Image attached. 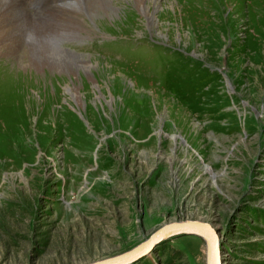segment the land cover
<instances>
[{
    "label": "rangeland",
    "instance_id": "obj_1",
    "mask_svg": "<svg viewBox=\"0 0 264 264\" xmlns=\"http://www.w3.org/2000/svg\"><path fill=\"white\" fill-rule=\"evenodd\" d=\"M16 1L0 16L20 43L46 34L92 68L0 61V264H88L191 220L221 264H264V0H162L154 25L132 0ZM133 264H205L204 243L172 236Z\"/></svg>",
    "mask_w": 264,
    "mask_h": 264
},
{
    "label": "bare ground",
    "instance_id": "obj_2",
    "mask_svg": "<svg viewBox=\"0 0 264 264\" xmlns=\"http://www.w3.org/2000/svg\"><path fill=\"white\" fill-rule=\"evenodd\" d=\"M14 1L17 2L16 0H14ZM113 1L114 0H105V1L103 0L104 3L103 2L102 3H94L93 1H88V0L84 1L83 0V2H81V3L79 1V3L82 4L83 6H85L84 11H86V12H89V10L91 8H95L96 6H99V7L101 6V7H106V9H105V10H107L106 12L115 13L116 10L110 9L111 7L108 6L109 2L112 3ZM161 1L162 0H132L133 5H134L133 7L135 8V10H137L138 13L141 14V16H143L145 18V20L147 21V23H149V25H154L153 11L155 10V8H157L158 4ZM77 4H78V2H75V3L67 5L65 7H72V6L77 5ZM3 9H4V6L2 4V0H0V13L3 12ZM12 11H15V9H13ZM20 36L21 35H20L18 29H15V27L12 23H10L6 20H3V18L0 16V58H2V60L0 59V61H3L4 59H11L14 62H18V60L16 59V55H18L20 52H22L25 55L27 54L26 66H27V68L31 69L33 72L37 73V72H41L42 70H47L49 72L63 71V72H66L67 74H71L74 76V74L77 75L78 70H81L87 76H89L90 69L92 68V65L89 64V62L87 61V59H86V58H88L87 56L77 55V54L71 53V52H69L63 48H59L58 53H55L52 51H47L46 45H47L48 41L46 40V34H45L44 38L39 34V40L32 41L31 43H29V45H26L25 43H20L19 42L20 38H21ZM21 64H20L19 68L21 67ZM11 71H13V70H11ZM17 73H20V72H17ZM28 80H30V77L28 78ZM24 82H26V81L24 80ZM70 88H71L75 98L77 99V101H80L79 95L77 93H74L76 88H72V86ZM176 222H180V221H176ZM189 222H191L193 224L197 223V224H201V225H203V224L205 225V223H206V222L205 223H198L199 221L197 222L195 220L186 221V223H189ZM170 223H172V222H170ZM205 230H207V229H205ZM214 231H215V233L213 232V230H212V233H213L214 237H215V234L217 236L219 264H221V258H220L221 256H220V248H219V236L217 234V231L216 230H214ZM174 237H176V236H174ZM148 240H151L150 236L145 241H143V243L148 241ZM202 240L204 243L205 253H206V244L207 243H206L205 239L202 238ZM153 247H154V245L152 243L151 248L147 253H149L153 249ZM146 254H144V255H146ZM205 256H206V254H205ZM133 263H131V264H133ZM205 264H206V261H205Z\"/></svg>",
    "mask_w": 264,
    "mask_h": 264
},
{
    "label": "water",
    "instance_id": "obj_3",
    "mask_svg": "<svg viewBox=\"0 0 264 264\" xmlns=\"http://www.w3.org/2000/svg\"><path fill=\"white\" fill-rule=\"evenodd\" d=\"M198 223L205 222L199 221ZM194 224L191 222H172L164 224L150 235L151 240L144 243L142 242L130 250L120 253L119 255H114L112 257L88 264H131L146 254L150 250L152 243L155 245L163 239L180 234H194L205 239L207 243L205 253L206 264H219L217 236L215 234L214 237L212 233V230L215 233V229L208 223H205V225L197 223Z\"/></svg>",
    "mask_w": 264,
    "mask_h": 264
}]
</instances>
